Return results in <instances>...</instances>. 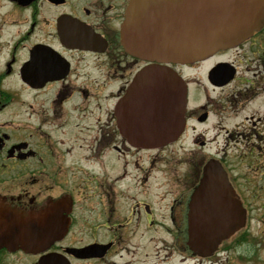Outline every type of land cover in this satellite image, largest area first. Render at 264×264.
Wrapping results in <instances>:
<instances>
[{"label": "flooded vegetation", "instance_id": "af4514ba", "mask_svg": "<svg viewBox=\"0 0 264 264\" xmlns=\"http://www.w3.org/2000/svg\"><path fill=\"white\" fill-rule=\"evenodd\" d=\"M129 2L0 0V223H66L38 252L0 247V264H141L126 238L160 230L184 259L229 261L228 247L226 260L222 247L189 250L188 203L209 164L240 198L236 165L264 155V22L202 61L159 64L123 47ZM156 67L186 85L184 128L167 145L137 146L152 114L143 122L145 110L118 101L136 79L151 98L154 76L140 74ZM75 228L85 243L68 242Z\"/></svg>", "mask_w": 264, "mask_h": 264}, {"label": "water", "instance_id": "95a60500", "mask_svg": "<svg viewBox=\"0 0 264 264\" xmlns=\"http://www.w3.org/2000/svg\"><path fill=\"white\" fill-rule=\"evenodd\" d=\"M263 22L264 0H130L121 40L134 57L159 64H186L233 46ZM145 74L154 76L155 83L148 88L152 97L145 98L148 90L138 88L136 79L118 105L122 108L127 103V107L145 110L143 122L147 111L151 112L148 119L153 118L154 125L151 130L137 127L140 140L134 145L157 147L174 140L183 129L185 86L174 71L163 67L146 69L140 76ZM243 220V210L225 173L218 165H207L189 199L186 245L197 255L209 256ZM0 225V247L19 244L33 253L59 240L66 231L65 222L48 219L39 228L37 223L18 225L10 215Z\"/></svg>", "mask_w": 264, "mask_h": 264}, {"label": "rangeland", "instance_id": "374dc122", "mask_svg": "<svg viewBox=\"0 0 264 264\" xmlns=\"http://www.w3.org/2000/svg\"><path fill=\"white\" fill-rule=\"evenodd\" d=\"M214 147L215 144L209 145L211 150ZM232 174L238 178L240 185L244 225L219 246L223 249L218 257L225 259L224 249L228 247L229 261L226 264H264V155L240 159ZM79 233L80 229L75 228L68 242L85 243L87 238H80ZM126 239L128 248L142 250L144 257L141 264H149L150 257L153 264H211L204 259H184L176 252L174 240L166 237L161 230L157 237L144 235L138 240ZM216 251H212L210 256ZM127 255H124V260L128 259Z\"/></svg>", "mask_w": 264, "mask_h": 264}]
</instances>
